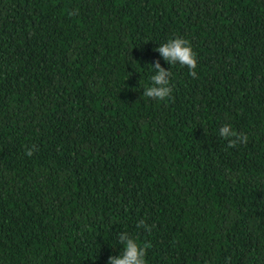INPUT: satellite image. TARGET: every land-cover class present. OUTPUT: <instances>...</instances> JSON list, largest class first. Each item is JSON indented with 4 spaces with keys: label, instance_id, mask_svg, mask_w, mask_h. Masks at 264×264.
Listing matches in <instances>:
<instances>
[{
    "label": "trees",
    "instance_id": "16d2710c",
    "mask_svg": "<svg viewBox=\"0 0 264 264\" xmlns=\"http://www.w3.org/2000/svg\"><path fill=\"white\" fill-rule=\"evenodd\" d=\"M124 232L146 264H264V0H0V264H107Z\"/></svg>",
    "mask_w": 264,
    "mask_h": 264
},
{
    "label": "clouds",
    "instance_id": "9594fccd",
    "mask_svg": "<svg viewBox=\"0 0 264 264\" xmlns=\"http://www.w3.org/2000/svg\"><path fill=\"white\" fill-rule=\"evenodd\" d=\"M156 51L168 65L179 63L181 66H186L192 77H196L197 59L196 53L193 51L190 42L184 38L176 37L169 39L167 42L160 45ZM154 75L150 77L151 86L144 89V96L158 101H164L171 98L172 89L170 87V70L166 71L160 66V63L155 62ZM219 134L222 138L228 140V147H234L237 143H246L248 137L243 133H237L232 130L231 125L225 124L219 129ZM31 151L27 155H31ZM137 227L145 228V231L151 229L145 225L142 220ZM119 242L123 245V251L119 257L114 258L109 256L107 264H146L145 257L147 250L150 248L149 243L141 244L138 240L128 232L119 234Z\"/></svg>",
    "mask_w": 264,
    "mask_h": 264
}]
</instances>
